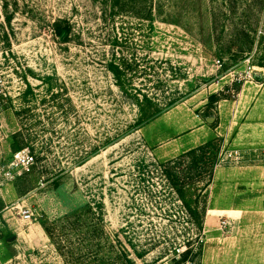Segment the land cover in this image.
Segmentation results:
<instances>
[{"label":"rangeland","instance_id":"1","mask_svg":"<svg viewBox=\"0 0 264 264\" xmlns=\"http://www.w3.org/2000/svg\"><path fill=\"white\" fill-rule=\"evenodd\" d=\"M258 91L264 0H0V264H264V213L204 231L215 205L264 208L260 188L230 180L264 164V139L236 138L264 125L245 115ZM143 94L179 100L134 127ZM208 139L215 178L179 195L159 163ZM25 150L27 169L12 163Z\"/></svg>","mask_w":264,"mask_h":264},{"label":"trees","instance_id":"2","mask_svg":"<svg viewBox=\"0 0 264 264\" xmlns=\"http://www.w3.org/2000/svg\"><path fill=\"white\" fill-rule=\"evenodd\" d=\"M50 30L54 38L60 43L65 44L70 41L72 26L68 20L63 18L55 19L50 25ZM107 67L108 70L119 79L116 66L111 62ZM118 86L124 89L123 83H119ZM143 97L145 101L143 105H140L139 103L141 102L136 100V104L139 107V118L136 120L134 127H139L148 123L167 109L176 105L179 100L170 99L164 104H158L153 102L146 94H143ZM220 99H226V97L223 96V92L220 94H211L208 98L210 102H217ZM216 142L217 141H214V139H208L199 146L183 151L176 158L159 163L161 174L171 182L172 187L179 195H181L183 190L189 187L194 180L201 181L203 177H208L207 185L210 183L214 175L212 169L214 164H216L215 161L220 149L219 143ZM95 151L96 150H94L93 153ZM191 252V250H185L181 255L180 262L184 263L185 261H189L188 256Z\"/></svg>","mask_w":264,"mask_h":264},{"label":"crops","instance_id":"3","mask_svg":"<svg viewBox=\"0 0 264 264\" xmlns=\"http://www.w3.org/2000/svg\"><path fill=\"white\" fill-rule=\"evenodd\" d=\"M246 94H244V97L240 98V102L244 99L245 100ZM249 102V106L250 108L246 109L245 115L248 114L247 111L249 112H253L255 113V111L258 109L259 111H264V92L263 91H258L256 94L251 96H247L245 102ZM249 117H255L254 114L249 113L248 114ZM254 115V116H251ZM264 127V125H260V123H247V125H243L241 127H239L237 134H236V138L238 140H241L242 138L245 137L244 132L247 129H251V132L253 133L252 136L254 137H260V139H264V135L261 137L260 135H258L256 132ZM260 133V132H259ZM220 137H222V139H224V136L222 134H219ZM206 140H203L200 144L204 143ZM198 144V145H200ZM198 145L192 146L186 150H189L191 148H194ZM184 150V151H186ZM238 174L235 178H230V180H233V182L237 183L240 186H236V188H239L240 190L242 189V193H253L251 192V190L253 189V186L258 187V189L260 188L258 195L260 196V199L264 201V164H256V165H244L241 167H238ZM225 175V174H224ZM215 178V173L213 175V179ZM224 176L222 178V180H224ZM229 180V181H230ZM229 183H227L228 185ZM222 185H224V183H222ZM226 185V186H227ZM233 185H230V187H232ZM226 187L222 188V192H216L215 194H219V193H223V190ZM235 188V189H236ZM258 191V190H257ZM215 192V191H214ZM236 191L234 192H230L231 194H235ZM211 212V213H210ZM256 213L257 215H262L264 213V208H259V209H250V208H233V207H225V206H217L215 205L212 208H209L206 214V218L204 221V228L206 230H204L207 234L212 232V224L213 226L215 225V222L217 220V217L225 214L228 216H236V217H240L238 219H242V218H251L254 217V214L252 213ZM208 214H212L211 219H208ZM211 227V228H210Z\"/></svg>","mask_w":264,"mask_h":264},{"label":"built area","instance_id":"4","mask_svg":"<svg viewBox=\"0 0 264 264\" xmlns=\"http://www.w3.org/2000/svg\"><path fill=\"white\" fill-rule=\"evenodd\" d=\"M33 160H34L33 156L29 153V151L25 150L17 153L12 163H14L19 168L27 169L29 166L33 164ZM3 173L4 175H9L10 171L5 170L4 167H0V174ZM30 218H31V214L28 212V210H24L21 212V220L28 221Z\"/></svg>","mask_w":264,"mask_h":264},{"label":"bare ground","instance_id":"5","mask_svg":"<svg viewBox=\"0 0 264 264\" xmlns=\"http://www.w3.org/2000/svg\"><path fill=\"white\" fill-rule=\"evenodd\" d=\"M212 217V214H208V219L210 220Z\"/></svg>","mask_w":264,"mask_h":264}]
</instances>
